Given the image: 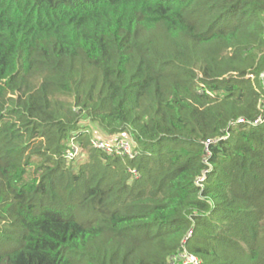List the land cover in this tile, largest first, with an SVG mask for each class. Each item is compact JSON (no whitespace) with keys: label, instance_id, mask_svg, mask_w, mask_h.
<instances>
[{"label":"trees","instance_id":"16d2710c","mask_svg":"<svg viewBox=\"0 0 264 264\" xmlns=\"http://www.w3.org/2000/svg\"><path fill=\"white\" fill-rule=\"evenodd\" d=\"M263 100L264 0H0V264H264Z\"/></svg>","mask_w":264,"mask_h":264},{"label":"built area","instance_id":"2783aa9c","mask_svg":"<svg viewBox=\"0 0 264 264\" xmlns=\"http://www.w3.org/2000/svg\"><path fill=\"white\" fill-rule=\"evenodd\" d=\"M260 110L261 115L255 121V125L264 122V100L260 105ZM240 122H244V120H240ZM67 145L68 149L66 150L65 158L68 161H74L82 157L83 153L81 151V148L74 139H70ZM92 146L95 149L100 150L109 156L119 155L123 157H128L130 159H134L138 156V153L135 151V145L133 141L125 136L120 138L95 137L92 140ZM130 172L135 178L138 177V172L136 170H130ZM204 181L205 176L199 180V184L201 185ZM171 264H202V262L198 257L185 250L180 255L175 257L171 261Z\"/></svg>","mask_w":264,"mask_h":264},{"label":"rangeland","instance_id":"374dc122","mask_svg":"<svg viewBox=\"0 0 264 264\" xmlns=\"http://www.w3.org/2000/svg\"><path fill=\"white\" fill-rule=\"evenodd\" d=\"M91 128H93V127H91ZM95 129H96V128H95V126H94V128H93V132H96ZM80 162H82V161H79V163H80Z\"/></svg>","mask_w":264,"mask_h":264}]
</instances>
